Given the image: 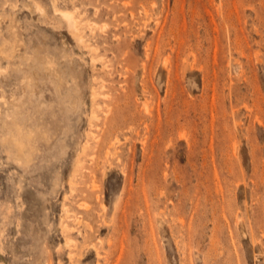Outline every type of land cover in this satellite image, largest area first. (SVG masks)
I'll return each mask as SVG.
<instances>
[{"label": "rangeland", "instance_id": "1", "mask_svg": "<svg viewBox=\"0 0 264 264\" xmlns=\"http://www.w3.org/2000/svg\"><path fill=\"white\" fill-rule=\"evenodd\" d=\"M0 264H264V0H0Z\"/></svg>", "mask_w": 264, "mask_h": 264}, {"label": "bare ground", "instance_id": "2", "mask_svg": "<svg viewBox=\"0 0 264 264\" xmlns=\"http://www.w3.org/2000/svg\"><path fill=\"white\" fill-rule=\"evenodd\" d=\"M79 40V39H78Z\"/></svg>", "mask_w": 264, "mask_h": 264}]
</instances>
